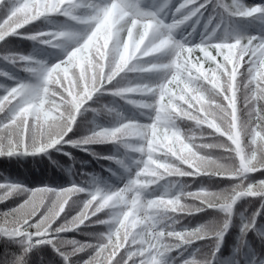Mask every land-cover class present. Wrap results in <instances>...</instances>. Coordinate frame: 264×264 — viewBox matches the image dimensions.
I'll use <instances>...</instances> for the list:
<instances>
[{
    "label": "snow or ice",
    "instance_id": "6c2138e0",
    "mask_svg": "<svg viewBox=\"0 0 264 264\" xmlns=\"http://www.w3.org/2000/svg\"><path fill=\"white\" fill-rule=\"evenodd\" d=\"M54 152L0 174V264H264V0H0V158Z\"/></svg>",
    "mask_w": 264,
    "mask_h": 264
},
{
    "label": "trees",
    "instance_id": "16d2710c",
    "mask_svg": "<svg viewBox=\"0 0 264 264\" xmlns=\"http://www.w3.org/2000/svg\"><path fill=\"white\" fill-rule=\"evenodd\" d=\"M175 2V0H174ZM246 2H258V0H246ZM13 39V47L20 48L24 51H31L33 49V43L31 41H16ZM110 97H100L101 102H105L110 100ZM122 103V102H121ZM126 112L130 110L125 108ZM80 120L83 121L84 127H91L94 122L105 123V121L100 117H93L91 112H85L80 117ZM185 127H188L185 125ZM75 131V129H74ZM95 150L99 152H108L112 150V145L104 144V145H93ZM73 155L76 158V163L73 165L75 171H79L81 168L87 172L98 173L100 177H106L108 174L104 171L103 168L100 167V163L107 164V161H102L98 163L96 160L92 159L87 153L80 152L77 149H71ZM53 160L57 161L59 165L62 167L58 168L56 165L48 162L46 158L42 157H24L19 160H4L0 158V174H8L12 178H16L22 180L28 186H35L37 183L44 182H52L59 184L61 186L66 185L71 182L69 173L65 171L72 164V161H69L67 157H64L61 153H51ZM73 179L79 178L76 176L72 177ZM17 201L21 199L20 197L15 198ZM4 203H8L7 201L0 203V210H3L5 207ZM203 217V214H201ZM206 218V217H203ZM195 223V221H193ZM239 223V218H236V224ZM238 231V227L235 225L232 229H230V234L225 237V247L223 250L224 254L227 255L231 250V245L235 243V234ZM71 235V233H69ZM251 237V233L249 234ZM79 238V237H78ZM123 251V249H121Z\"/></svg>",
    "mask_w": 264,
    "mask_h": 264
}]
</instances>
